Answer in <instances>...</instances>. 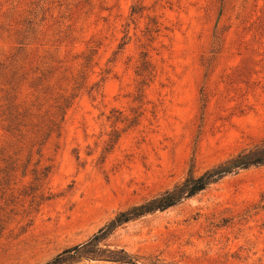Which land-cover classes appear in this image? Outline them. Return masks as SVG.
I'll return each mask as SVG.
<instances>
[{
	"label": "rangeland",
	"instance_id": "374dc122",
	"mask_svg": "<svg viewBox=\"0 0 264 264\" xmlns=\"http://www.w3.org/2000/svg\"><path fill=\"white\" fill-rule=\"evenodd\" d=\"M49 1L42 33L51 41L62 11ZM10 5L0 0V25ZM70 8L73 41L61 56L77 74L82 57L96 55L60 135L41 150L1 152L0 128V264H43L181 182L191 166L198 175L264 139V0H76ZM12 46L0 31V48ZM142 53L155 72L138 99ZM105 244L138 264H264V167L124 224Z\"/></svg>",
	"mask_w": 264,
	"mask_h": 264
},
{
	"label": "trees",
	"instance_id": "16d2710c",
	"mask_svg": "<svg viewBox=\"0 0 264 264\" xmlns=\"http://www.w3.org/2000/svg\"><path fill=\"white\" fill-rule=\"evenodd\" d=\"M21 1L11 0L5 21L0 25L1 33L13 39L9 52L0 48V128L8 138L7 146L1 152L26 146L31 150H41L52 136L60 135L66 113L85 85V70L90 68L96 55V50H89L78 65L77 74L61 56V44L73 41L72 28L65 25L64 19L71 10V2L76 0H60L53 8L62 13L61 20L57 21L50 14L54 30L52 36L47 35V39H53L51 41L44 39L42 33L47 14L52 11L50 1L28 0L26 8L19 11ZM135 13L132 9V14ZM13 25H16L15 29ZM154 72L147 54L142 53L135 72L139 78L138 99L143 96V88L153 80ZM118 137L109 140L108 149L115 145ZM258 167H264V139L198 175L193 173L191 166L181 182L140 204L119 211L86 241L64 249L43 264H77L83 260L138 264L124 249L111 250L105 244L117 228L148 214L174 207L226 176ZM43 173L44 176L49 174L47 167L40 174ZM36 174L34 172L33 175Z\"/></svg>",
	"mask_w": 264,
	"mask_h": 264
}]
</instances>
